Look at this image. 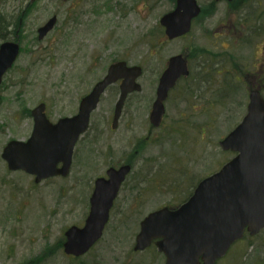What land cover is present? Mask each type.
Here are the masks:
<instances>
[{
  "label": "rangeland",
  "instance_id": "rangeland-1",
  "mask_svg": "<svg viewBox=\"0 0 264 264\" xmlns=\"http://www.w3.org/2000/svg\"><path fill=\"white\" fill-rule=\"evenodd\" d=\"M30 1L0 0L1 14L24 18L22 52L0 86V264H29L38 258L37 264H164L154 247L133 251L139 224L155 210L181 205L199 181L233 158L218 143L245 115L248 86L242 78L257 76L252 83L264 96V0H259L261 64L254 72L198 68L197 55L213 40L201 38L196 24L185 38L161 36L158 22L174 8L171 0ZM53 17L55 26L38 41L37 30ZM251 48L240 49L237 58L255 57ZM177 55L188 60L190 75L169 92L161 125L152 128L148 115L158 79L168 59ZM120 61L142 69L141 92L127 99L114 130L117 84L105 92L74 148L67 177L34 184L33 177L6 169L2 150L10 140L30 136L33 108L45 104L52 123L74 116L80 99ZM127 162L132 173L98 243L78 259L62 250L52 254L67 228L83 225L95 179ZM217 264H264V230L234 244Z\"/></svg>",
  "mask_w": 264,
  "mask_h": 264
},
{
  "label": "water",
  "instance_id": "water-1",
  "mask_svg": "<svg viewBox=\"0 0 264 264\" xmlns=\"http://www.w3.org/2000/svg\"><path fill=\"white\" fill-rule=\"evenodd\" d=\"M32 0L31 2H34ZM199 14L196 0H176L174 9L159 19L167 40L189 33L192 20ZM51 18L37 30L41 41L53 29ZM19 43L0 44V85L19 55ZM142 70L123 61L111 64L105 76L79 102L73 117L55 124L45 115V105L31 111L32 132L27 141L12 140L2 150L1 159L9 172H23L34 184L68 176L74 147L87 131L91 113L97 108L106 88L117 82L119 96L114 106L111 128H117L127 96L140 91L137 79ZM189 70L186 58L168 59L159 77L149 123L157 128L164 115L169 91ZM223 152L234 157L217 172L201 180L186 202L175 209L162 207L149 213L139 224L134 252L152 244L164 257V264H216L244 232L254 237L264 230V99L251 90L241 122L219 143ZM131 167L108 168L105 177L94 181L89 210L82 227L71 226L64 232V255L80 258L101 239L110 211Z\"/></svg>",
  "mask_w": 264,
  "mask_h": 264
},
{
  "label": "flooded vegetation",
  "instance_id": "flooded-vegetation-1",
  "mask_svg": "<svg viewBox=\"0 0 264 264\" xmlns=\"http://www.w3.org/2000/svg\"><path fill=\"white\" fill-rule=\"evenodd\" d=\"M197 6L199 7V14L192 20L189 33L182 38L191 34L194 24H196V33L200 35L201 38L210 37V39L213 40L209 48L201 50L202 52L200 51L201 53L199 52V55H197L198 68L201 70L259 71V65L261 64H259V6H261L259 0H206L203 5L197 4ZM263 15L264 10L260 12V16ZM250 46H252L251 51H253L251 55L254 54L255 57H252V59L248 61H242V59L237 58L241 56V50H244L242 48H249ZM215 48H219L220 50L217 51ZM233 53H235V56ZM187 66L189 70L188 62ZM256 77L245 76L242 78L248 86V93L253 89H259L256 84L252 83L253 79H256ZM182 79L186 78H181L180 80ZM249 79H251V81ZM114 85L115 84L108 86L105 92ZM119 85L120 83L117 84L118 95ZM140 92L141 86L140 91L129 94L125 102L131 95ZM151 110L152 106L149 115ZM95 111L96 109L91 115ZM122 114L123 109L121 111V116ZM113 115L114 108L112 118ZM129 166L131 167V175L132 166L131 164H129Z\"/></svg>",
  "mask_w": 264,
  "mask_h": 264
},
{
  "label": "trees",
  "instance_id": "trees-1",
  "mask_svg": "<svg viewBox=\"0 0 264 264\" xmlns=\"http://www.w3.org/2000/svg\"><path fill=\"white\" fill-rule=\"evenodd\" d=\"M171 1L174 3L175 0H171ZM30 6H27V7H30ZM20 20H22V22ZM23 20H24V18L22 19V17H20V16L18 18H16V19H13L12 20V17L11 16H6V15H3V14L0 13V41L1 42L6 41L7 38L10 35L14 36V39H18L19 40L21 38V31H20V29H21ZM10 28H11V30H9ZM12 30H13V32H12ZM160 34L162 36V34H163V31L162 30L160 31ZM262 97L264 98L263 95H262ZM28 116H30V115L28 114ZM126 164H130V162H127ZM182 202H184V201H182ZM246 236L247 235H245V237ZM245 237H244V239H245ZM62 242H63V239H60L51 248L50 251L53 252L52 254H55V253H57V251H59V250L61 251L62 250ZM49 254H51V252H49ZM39 262H41V258H38L37 260H35L34 262H31L29 264H37Z\"/></svg>",
  "mask_w": 264,
  "mask_h": 264
}]
</instances>
